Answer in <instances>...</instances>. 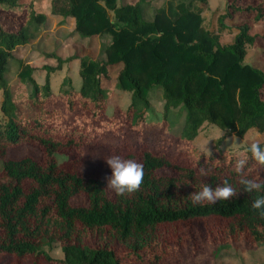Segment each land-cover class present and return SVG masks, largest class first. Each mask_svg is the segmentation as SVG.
I'll return each mask as SVG.
<instances>
[{
    "label": "trees",
    "instance_id": "trees-1",
    "mask_svg": "<svg viewBox=\"0 0 264 264\" xmlns=\"http://www.w3.org/2000/svg\"><path fill=\"white\" fill-rule=\"evenodd\" d=\"M32 1L0 0V5L14 8L32 5ZM151 1L50 0V12L73 17L74 31L81 38H96L98 49L95 57L74 53L62 58L49 53L56 63L44 64L43 82L33 77L34 67L15 58L13 51L29 41L30 25L37 26L46 15L30 6L28 21L15 29L0 20V110L5 116L0 121V253L41 256L54 264H169L153 248L158 226L205 217L226 222L225 232L203 239L195 253L214 258L240 238L249 240L252 249L264 245V219L251 207L264 193L245 191L235 171L237 160L246 158L245 175L264 179L262 166L247 151L250 144L240 146L239 151L217 154L225 140L222 133L227 138L264 131V68L244 61L248 45L259 40L264 44V35L251 33L247 20L264 21V0L226 1L219 18L221 28L229 26L223 21L225 16L233 17L235 12L245 15L235 24L233 41L227 43H221L216 32L202 25L201 10L207 0H198L202 5L195 0L176 5L165 0L157 7ZM11 59L19 62L13 81L7 77ZM74 59L78 60L79 87L65 77L55 94L50 72ZM111 66L118 69L109 87L102 84V78ZM115 88L130 93L127 106L116 113H121L134 132L145 125L152 106L150 95L158 88L164 129L171 110L177 108L178 113H184L178 134L181 140L191 141L206 124L217 125L221 133L213 137L208 152L201 151L195 158L183 155L180 146L163 150L162 143L152 144L145 140L147 136L140 138L147 144L135 158L144 169L141 189L123 196L114 192L110 198L102 178L81 175L72 157L59 162L55 156L64 142L78 148L77 140L68 137L78 126L68 123L70 128L64 133L56 132L45 116L52 117L65 107L84 113L86 118L80 122L86 126L85 132L98 124L102 127L111 122H107L105 111ZM31 130L41 133L29 137L40 145L45 159L7 157V147ZM258 143L264 148V140ZM200 168H205L208 176L199 178ZM162 169L171 172L160 173ZM225 180L237 191L235 197L215 205L193 204L192 193L205 184L213 189L222 187ZM77 193L86 195V205L70 203ZM90 232L91 236L95 233V241L86 239ZM56 241L61 258L53 257L47 249Z\"/></svg>",
    "mask_w": 264,
    "mask_h": 264
},
{
    "label": "rangeland",
    "instance_id": "rangeland-1",
    "mask_svg": "<svg viewBox=\"0 0 264 264\" xmlns=\"http://www.w3.org/2000/svg\"><path fill=\"white\" fill-rule=\"evenodd\" d=\"M165 0H152L153 7L160 6ZM180 1L188 2V0H173L176 5ZM227 0H207L201 10L202 25L218 34L221 43L232 42L236 33L235 24L244 19L240 12H235L233 17L225 16L223 21L229 25L221 28L219 18L224 14ZM241 3L246 0H233ZM256 1V0H252ZM197 4L200 1L195 0ZM201 4V3H200ZM202 5V4H201ZM30 6L35 12H42L46 15L44 21L35 26L30 25L31 37L24 45H19L13 51L15 58L22 59L34 67L33 77L38 82H43L46 70L44 64L54 65L56 60L48 55L54 52L62 58L71 54L87 53L93 57L96 56L98 49V40L96 38H81L74 31V18L67 16L62 17L53 15L50 12V0H33L32 5H21L9 8L0 5V20L4 26L15 29L19 25L25 24L29 18ZM251 33H260L264 35V21L255 22L248 18ZM253 46L248 45L244 61L256 67L264 68V44L261 40ZM19 69V62L11 59L8 63L7 77L13 81L16 72ZM118 66H111L108 75L102 78V84L105 86H113L114 76ZM70 78L75 88L79 87L81 77L78 73V60L64 62L61 68L50 72V82L53 91L57 94V88L63 78ZM152 106L145 125L138 132H134L129 124L122 119L119 111L116 109L125 108L130 101V93L125 90L115 88L108 97L106 116L107 122L97 125L85 132L86 126H82V119L86 118L84 113L79 110L68 111L65 107H61L59 111H55L52 117L45 116V121L49 127L56 129V132H63L69 127L67 124L78 126L74 134L67 136L77 140V147L64 142L55 153L59 162H65L72 157V161L78 165L79 173L83 176H94L102 178L105 181L107 194L110 198H114V191L107 188V178L111 176V168L107 165L106 159L112 155H119L123 159L135 160L138 152L147 146L143 139L152 144L162 143L163 150H169L178 146L184 149L183 155L191 158L199 156L201 151L208 152L213 145V137L221 133V129L215 124H206L202 126L195 137L191 141H184L178 138L180 132V123L183 121V114L178 113L177 108L171 110L168 117V124L163 128L162 124V104L163 99L160 89L150 95ZM2 92L0 89V101ZM115 113V114H114ZM105 114V113H104ZM58 116L59 119L55 118ZM50 118V119H49ZM49 119V120H48ZM73 119L71 122L67 121ZM5 120V116L0 110V121ZM101 128H100V127ZM113 126V127H109ZM70 128V127H69ZM73 128V127H71ZM101 129L102 131H99ZM108 129L109 131H106ZM28 135L24 136L20 141L7 147V157L19 158L24 155H30L34 159L43 160L42 148L36 142L32 141L29 136L41 134L34 130L27 131ZM64 133V132H63ZM137 139H133L134 137ZM230 135L217 149V154L226 153L228 150L239 151L240 146L248 145L253 142L264 140V131L251 130L245 136L236 137V143L231 140ZM150 137V138H149ZM33 138V137H32ZM100 138H106L97 142ZM110 139L112 140L110 142ZM1 166V163H0ZM261 166V165H260ZM264 171V166L261 167ZM169 169H162L160 173L169 174ZM208 176V174H207ZM205 178V177H199ZM72 205H86L87 197L84 193H77L70 199ZM226 222L216 217H205L187 219L184 221L174 222L170 224L159 225L154 233L153 248L163 257V262L169 264H264V245L256 249L249 248L251 243L246 238L233 240V244L227 248H223L217 257H210L207 253H195L205 238L219 237L220 231L225 232ZM85 235L88 241H95V233ZM47 248V247H46ZM49 253L55 258L63 257V253L58 241L54 242L51 247L47 248ZM0 263L3 264H54L45 260L41 256H23L17 257L13 254L0 253Z\"/></svg>",
    "mask_w": 264,
    "mask_h": 264
},
{
    "label": "clouds",
    "instance_id": "clouds-1",
    "mask_svg": "<svg viewBox=\"0 0 264 264\" xmlns=\"http://www.w3.org/2000/svg\"><path fill=\"white\" fill-rule=\"evenodd\" d=\"M224 139H227L222 133ZM232 143L236 141V137H231ZM236 143V142H235ZM251 153V158L259 165L264 166V148L260 143L253 142L247 149ZM107 165L111 168V176L107 178V188L112 189L118 196L131 195L140 191L144 182L143 165L131 159H123L119 155H112L106 159ZM247 163L246 158L238 159L235 164V171L239 174V184L249 193H264V179L248 178L244 169ZM200 175L207 176L205 168H200ZM237 195V191L225 180L223 186L213 189L205 184L198 192L191 194L193 204H212L215 205L219 201L231 200ZM254 213L261 219H264V195H258L251 205Z\"/></svg>",
    "mask_w": 264,
    "mask_h": 264
},
{
    "label": "crops",
    "instance_id": "crops-1",
    "mask_svg": "<svg viewBox=\"0 0 264 264\" xmlns=\"http://www.w3.org/2000/svg\"><path fill=\"white\" fill-rule=\"evenodd\" d=\"M225 140H226V139H225ZM225 140H224V141H225ZM224 141H223V142H224ZM223 142H222V144H223ZM222 144H221V145H222Z\"/></svg>",
    "mask_w": 264,
    "mask_h": 264
}]
</instances>
